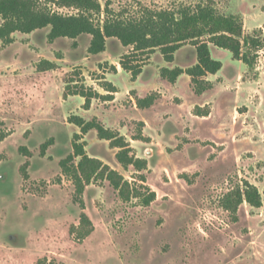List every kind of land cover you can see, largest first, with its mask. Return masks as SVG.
I'll return each instance as SVG.
<instances>
[{"label": "rangeland", "instance_id": "1", "mask_svg": "<svg viewBox=\"0 0 264 264\" xmlns=\"http://www.w3.org/2000/svg\"><path fill=\"white\" fill-rule=\"evenodd\" d=\"M98 1L127 17L144 8L212 4L220 15L240 18L245 34L256 31L264 39V0ZM49 31L14 33L9 45L0 41V264H264V49L248 68L210 46L222 69L207 78L213 89L197 96L187 75L174 85L160 77L161 68L196 64L189 44L172 64L155 51L132 82L119 66L130 49L116 39L92 56L89 36L79 37L74 47L65 38L49 43ZM43 60L57 69L41 72ZM73 71L80 85L101 95H107L104 79L111 82L118 91L114 100H93L85 111L81 97L64 99V82ZM151 94H158L153 106L138 109L135 99ZM196 108L209 110V117L194 116ZM71 116L86 122L96 117L146 161L142 170L123 168L117 150L95 131L81 136L87 155L122 175L138 198L123 200L106 180L75 197L59 167L80 134L68 122ZM49 140L42 156L40 147ZM246 183L257 188L261 207L243 202L235 212L227 210V196L234 201ZM150 194L155 199L146 205ZM81 214L92 231L80 239L74 229Z\"/></svg>", "mask_w": 264, "mask_h": 264}, {"label": "trees", "instance_id": "2", "mask_svg": "<svg viewBox=\"0 0 264 264\" xmlns=\"http://www.w3.org/2000/svg\"><path fill=\"white\" fill-rule=\"evenodd\" d=\"M49 6L73 9L75 13L63 15L51 10ZM0 18V41L6 45L13 43L14 33L31 34L49 27V43L65 38L74 41L75 47L76 40L86 35L90 37L88 54L97 56L106 51L108 39H116L124 48L130 49L128 54L121 56L119 66L130 74L132 82L141 75L149 56L155 51L160 52L166 63L172 64L175 53L189 44L195 49L196 64L186 69L161 68L160 77L174 85L180 76L187 75L197 96L213 89V84L207 77L216 75L222 69V63L212 59L210 46L230 52L233 60L242 62L248 68L254 67L259 53L264 49V39L256 31L250 35L245 34L240 18L220 15L212 4L159 10L144 8L138 16L127 17L122 12L115 13L111 10L109 2L102 8L98 0H0ZM38 68L41 72H46L56 70L57 65L43 60ZM112 71L116 74L117 68L112 66ZM71 75L64 82L63 98L81 97L85 111L90 110L93 100L113 101L114 95L118 93L116 87L105 79L102 88L107 95H101L92 88L80 85L75 78L79 76L78 72L73 71ZM157 98L158 94L136 98V106L141 110L148 109ZM201 109L203 108H196L194 116L203 118L210 115L209 110ZM68 122L76 126L80 134L73 136L72 153L59 162V167L62 175L72 181L75 197H81L92 182L106 180L123 200H128L131 196L138 198L139 192L122 175L99 159L89 157L85 145L80 143L81 136L95 131L100 140L108 141L110 147L117 150L115 158L123 168L132 166L137 170L144 169L146 161L133 155L125 138L106 129L96 117L86 122L79 116H71ZM50 145L51 140L41 145L42 156ZM21 150L30 155L25 148ZM26 166L27 163L21 170L24 171ZM234 197L235 200L230 201L227 196V210L235 212L243 202L254 208L261 207V196L257 188L248 183L242 192L237 190ZM154 199L155 194H150L144 204L148 205ZM79 220V228L74 231L81 239L91 233L92 225L85 214H81Z\"/></svg>", "mask_w": 264, "mask_h": 264}, {"label": "crops", "instance_id": "3", "mask_svg": "<svg viewBox=\"0 0 264 264\" xmlns=\"http://www.w3.org/2000/svg\"><path fill=\"white\" fill-rule=\"evenodd\" d=\"M124 49H127V48H124ZM119 71H121V69L120 68H118V72ZM117 74V73H116ZM210 76H212V75H210ZM208 78V77H207ZM208 80V79H207ZM210 81V80H209ZM209 117V116H208ZM208 117H203V118H208Z\"/></svg>", "mask_w": 264, "mask_h": 264}]
</instances>
